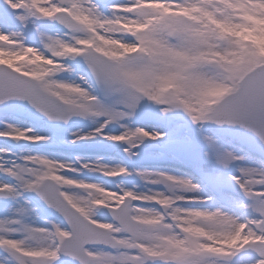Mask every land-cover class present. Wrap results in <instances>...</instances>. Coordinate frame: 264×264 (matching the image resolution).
Masks as SVG:
<instances>
[{
    "label": "snow or ice",
    "instance_id": "6c2138e0",
    "mask_svg": "<svg viewBox=\"0 0 264 264\" xmlns=\"http://www.w3.org/2000/svg\"><path fill=\"white\" fill-rule=\"evenodd\" d=\"M106 7L109 14L102 11ZM264 11V0H3L0 4V103L26 100L49 120L103 118L72 143L96 136L132 149L151 147L166 133L121 124L119 134L104 129L132 116L141 101L160 106L165 116L182 110L194 124L239 126L264 144V56L255 44L229 30L246 26L244 9ZM6 9L7 11H4ZM56 20L66 31L43 40V50L16 39L32 20ZM19 29V30H18ZM81 57V84L52 77L64 61ZM93 83L106 106L89 91ZM144 119L154 118L144 106ZM0 137L41 144L49 138L30 127L0 121ZM206 154L227 168L243 159L210 137ZM133 174L127 167L94 161L16 156L0 148V173L16 184L0 182V194L34 192L62 219L44 226L22 224L0 234L5 261L15 264H264V170L241 168L229 179L253 203L241 218L221 208L186 207L212 200L201 185L165 172L135 170L167 191H119L105 180ZM217 195L226 185L211 174ZM107 210L105 212L104 210ZM111 219H108V217ZM50 225V226H49Z\"/></svg>",
    "mask_w": 264,
    "mask_h": 264
},
{
    "label": "rangeland",
    "instance_id": "374dc122",
    "mask_svg": "<svg viewBox=\"0 0 264 264\" xmlns=\"http://www.w3.org/2000/svg\"><path fill=\"white\" fill-rule=\"evenodd\" d=\"M110 0L107 1V3L102 4L99 2V0H96V3L98 5H106L109 3ZM38 21V20H37ZM41 25L50 33L53 32H59L62 34L63 29H50L47 26L46 20L40 19ZM31 23H36L34 21H31ZM28 27V26H27ZM31 29L30 27H28ZM24 34L27 36V33L24 31ZM36 36L31 35L30 38L32 41H36ZM67 63H70L73 67H79L83 70V72L80 75H84V69L86 68V64L84 63L83 59L81 57L76 58H69L65 60ZM79 76V75H78ZM56 79V78H55ZM60 81V79H56ZM63 80V79H62ZM83 84V83H82ZM86 88L88 87L87 84ZM96 92L98 91L100 93V89L98 86H96L93 83L92 88ZM101 95V93H100ZM103 96V94H102ZM116 99L115 96L111 98L105 99L103 96V103H105L106 106H111ZM150 101H141V107H138L136 110V113L132 116L124 117L119 122H115L108 127V131L105 133L111 134L112 131H114L115 128H119L120 125L124 122V119L129 120L133 124V128L135 127H146L147 130L153 131L155 129L156 132L166 133L165 142L162 143V145L157 144H151V147L145 148L143 144L139 148L132 149L133 152H136L139 154L138 158H134V156H129L127 153L123 151L125 147H127L126 144H122L119 147L116 146H108L106 144H97L96 138L86 141H79L77 143H72V141L75 139L74 134L81 135L80 130L78 129L79 126L82 124H85L83 129H90L93 130L96 128L97 124L100 122L101 119L95 121L93 117H79V116H73L70 117L71 123L69 126L65 127L59 135L52 134L49 129L43 124V123H35L34 127H31L24 122L20 120L13 119L9 116L0 114V121H7L8 124L14 125L16 127L21 128H32L36 134H39L41 136H46L49 139L46 142H41V144H38L40 147L38 150H31V149H21V148H15L10 150V152L13 154V159H15L16 156L26 155V154H39L47 156L48 158H57V159H66L69 161L76 160L77 158H80L81 160L85 161H96L98 159H101L103 156L108 157H114L112 159L113 161H116L119 163V166L127 167L128 169L131 168H138L140 170L142 169H149L150 167H153L151 165H147L151 163V161L157 160V163L159 162L160 166L159 168H168L172 163H179L182 166H185V170L189 172L191 175H193L192 167H195L196 170L194 174L198 176L199 184L203 183V185L206 186L207 192L209 191L208 195L211 194L210 191H214V195L212 196V204L213 207H219L223 206L224 204L229 203L231 199L233 201H236L239 203V205H242V212L243 215L246 214L248 209L244 208L245 204H252L253 201L250 199L247 202H243L239 199H234L230 193V188L233 185H236L234 182H228L224 180L221 176V174L224 173V167L217 166L215 163V159H209L206 155L209 150L210 146L207 145L206 141L204 140V137H210L214 141H216L217 145L220 146L223 150L231 151L234 153L237 157H242L245 162L248 163L246 167H237L233 162L231 163V172L236 170L238 171L239 175L237 174H231V176H240L241 168H252L257 170H264V165H262L260 162L255 160L254 158H251L245 154V152L241 151L239 149V146L235 142H226V138L216 131L211 123H203V124H194L190 118L187 116L186 113H184L182 110H175L173 112L168 113L167 119L163 121L158 120L157 114L159 112V108L157 110L153 111L154 118L152 119H144L142 118L141 114L144 110V106H147L150 109L149 105ZM4 125L0 123V128H3ZM200 127H203L202 129H199ZM102 139H104L102 136H100ZM3 137H0V139ZM233 143V144H232ZM168 145V146H167ZM167 147V148H166ZM0 148L1 147L0 145ZM157 150H152V149ZM149 157V156H151ZM161 155V156H159ZM164 155V156H162ZM137 162L136 166L131 163ZM139 163L140 166H137ZM144 163L145 165H143ZM104 164V163H101ZM143 165V166H141ZM148 166V167H147ZM168 166V167H167ZM206 170V171H205ZM194 171V170H193ZM209 172V173H208ZM87 173V172H85ZM218 177L219 181L224 183L226 185L225 190L223 194L217 195L216 190H214V184L209 182V175ZM81 178V177H80ZM107 182V186L112 188L115 191L116 185H121L120 187L128 190H135V179L132 176H121L116 181L103 179ZM0 182H6L11 184H16L17 181L14 180L10 176H5L3 173H0ZM238 186V185H237ZM160 190L159 191H167V186L164 184H159ZM136 191V190H135ZM25 195H28L29 198H25ZM34 200V192H21L19 195H13L12 198L3 204H0V234H4L5 230L11 229V228H20V225L17 224H10L8 223L9 220L12 219H18L21 221L22 224H29V225H35V226H44L46 225V222H58L59 220L53 219L52 217L48 215H41L39 216L36 212L37 208L33 204ZM109 219V218H108ZM40 221V224L36 225V223ZM43 221V222H42ZM50 226V225H49ZM7 256V253L3 252V250H0V264H15L14 261L8 260L5 261L4 258ZM59 264V261L57 262Z\"/></svg>",
    "mask_w": 264,
    "mask_h": 264
},
{
    "label": "bare ground",
    "instance_id": "6f19581e",
    "mask_svg": "<svg viewBox=\"0 0 264 264\" xmlns=\"http://www.w3.org/2000/svg\"><path fill=\"white\" fill-rule=\"evenodd\" d=\"M94 2L96 3V0H94ZM111 2H117V0H110L109 3H111ZM4 11H7V10L4 9ZM102 11H104V13L106 15L109 14L106 7H102ZM32 21L35 22V20H32ZM27 26L30 27L31 29H29L27 27L26 29L20 30L21 31V35H19L18 37H16V39L22 40L23 43L25 45H27V46L37 47V48H40L41 50H43V43H42L43 40H46L47 37H49V36H53L54 37V36H56L59 33V32L50 33L43 26H40V23L35 24V23H31V21L28 22V25ZM24 31L27 33V36L24 34ZM31 35L36 36L35 38L37 40L36 41H32L31 38H30ZM63 63L65 65V69L66 70L65 71H61V72L55 74L52 78L53 79H55V78L56 79H60L61 82H67V83H73L74 82V83H77V84H81L82 87H85L86 88V85L82 84V81L80 80V77H81L80 74L83 72V70L81 68H79V67H73V66H71V64L70 63H67L66 61H64ZM101 101H102V98H101ZM144 101L147 102V100H144ZM149 105H150L151 112L157 110V108L160 107L158 105H155L152 102H149ZM93 119L95 121L101 119L100 122L96 126V127H98L99 124L102 123L101 121H102L103 118H95V117H93ZM123 121L124 122L122 124L127 125L128 127L133 128V124L131 122H129V120L124 119ZM84 125L85 124H82L81 126L78 127V129L80 130L79 132H81V135L88 134V133H90L92 131L90 129H86V130L83 129ZM108 127L104 129V132H107L109 130ZM202 128L203 127H200L199 129H202ZM123 130L124 129L121 128V127L115 128L114 131L111 132V134H119ZM153 131H155V129H153ZM150 132H152V131H150ZM94 138L97 139L96 140V143L97 144H106L108 146H116V147H119V146L122 145V144H117V143H114V142L107 141L106 139H102L100 136H96ZM91 140L89 142H91ZM163 142H165V138H163V139H161L159 141H146L145 143L146 144H149V145H151V144H157L160 147V145H162ZM152 150H157V149L154 148ZM243 152H246V151H243ZM159 156H161V155H159ZM162 156H164V155H162ZM138 157H139V154H137V155L134 156V158H138ZM149 157L153 158L152 155L149 156ZM112 159H114V157L103 156V157H101V159H98L95 162L104 163L105 165H110V166H119V163L116 162V161H113ZM233 163L237 167H239V166L246 167L248 165V163L245 162V160H243V159L234 161ZM131 164H132V166L133 165L136 166L137 162L131 163ZM142 164L145 165L144 163H142ZM143 165H141V166H143ZM147 165H151L153 167H150L149 169H142V170L138 169L137 167L136 168L129 169L130 171H133V174L130 175V176H132L136 180L135 181V190L137 192H146L149 189H154V190L159 191L160 190V187H159V184H155V185L154 184H150L147 181L141 179L140 176H138V175L135 174V170H140V171H145L146 170V171H150V172H156V171L165 172V173L172 174V175H175V176H178V177L191 179L193 183L199 184V181H197V180H199V178H198V176H196V174H194V172L196 170L195 167H192V172L191 173H193V175H191L189 172H187L185 170V168H184L185 166H182L179 163L176 164L175 162L172 163V164H168V165H171L169 167L167 166L168 168H162L161 167V169L159 168L160 164H159V162L157 163V160L156 159H155V161H151V163H149ZM137 166H140L139 163H138ZM238 173L239 172L236 171V170H234V171L231 172V163H230L228 165V167L224 169V173L221 174V175H219V176H221L224 180H226L228 182H231V180L229 179V177H231V174H233V175L234 174L239 175ZM81 178H87V179H93V180H95V179H100V180L107 179V178H103V177H97V176H95L93 174H90V173H83V174H81ZM118 178L119 177L112 178V181H116ZM200 185H201V192L199 193L200 195H203V196H211V195L213 196L214 195V193H215L214 191H210L211 194L208 195L209 191L207 192L206 186L203 185V183H201ZM116 190H118V188H116ZM214 190H215V187H214ZM185 206L186 207H193V206H195V207L205 208V209H209V210L216 209V208H221L224 211H228L230 214L235 213L236 215H239L241 218H243V216H244L243 215V212H242V205H239L238 202L233 201L232 199H231V201H229V203L224 204L223 206H219V207H213L212 200H210L207 203H203V204H198V205H185ZM38 224H40V221H38L36 223V225H38Z\"/></svg>",
    "mask_w": 264,
    "mask_h": 264
},
{
    "label": "clouds",
    "instance_id": "9594fccd",
    "mask_svg": "<svg viewBox=\"0 0 264 264\" xmlns=\"http://www.w3.org/2000/svg\"><path fill=\"white\" fill-rule=\"evenodd\" d=\"M245 19L248 21L246 26H238L232 29L245 41L255 44L258 54L264 56V11L257 12L255 8L244 9Z\"/></svg>",
    "mask_w": 264,
    "mask_h": 264
},
{
    "label": "water",
    "instance_id": "95a60500",
    "mask_svg": "<svg viewBox=\"0 0 264 264\" xmlns=\"http://www.w3.org/2000/svg\"><path fill=\"white\" fill-rule=\"evenodd\" d=\"M0 4H2L0 2ZM50 25L52 27H56L59 26L61 24L56 23V20H48ZM63 26V25H62ZM64 27V26H63ZM10 104H16L14 103V100H8ZM17 101V100H16ZM17 107L19 110L23 111L24 110V106L18 101L17 102ZM49 125L52 127V129H54L56 132H59L60 129L65 126L66 124L69 123V120L67 122L64 121H53L50 120L48 121ZM217 128L224 130L225 132L229 133L232 136L238 137L241 140H246L245 142H247L249 145H252L253 147L259 149L260 151H262L264 153V144L261 143V141L254 136L251 132L246 131L245 129L239 127V126H230V125H223V126H218L216 124H214ZM238 190V189H237ZM233 191L238 194V195H242L244 196L245 194L240 193V192H236L235 188L233 189Z\"/></svg>",
    "mask_w": 264,
    "mask_h": 264
}]
</instances>
